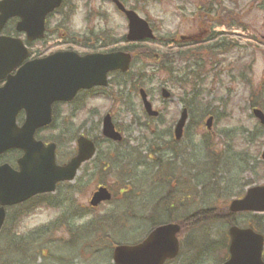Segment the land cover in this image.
Returning <instances> with one entry per match:
<instances>
[{
    "label": "rangeland",
    "instance_id": "1",
    "mask_svg": "<svg viewBox=\"0 0 264 264\" xmlns=\"http://www.w3.org/2000/svg\"><path fill=\"white\" fill-rule=\"evenodd\" d=\"M219 1L222 10H220L218 18H222V14L227 15L228 18H222L224 23H229L232 19L234 20L233 25L239 27L233 26L229 29L227 26L215 27L213 24L204 26L202 23L200 28L199 21L195 18L197 14L195 10L199 6L197 0H127V8H133L141 18L146 19L160 40L165 36L177 38V40L181 38L183 41L198 37L204 40L205 34L208 35L209 32L223 33L220 38L224 39L232 51L221 55L220 59L218 57V60H222L218 64V69L223 72L224 77L218 84H216V80L210 82V84L212 83L209 87L211 90L204 96L203 102L210 106L209 112L212 113L210 115L213 117L211 130L207 131L204 126L208 116H200L194 113L187 122L182 141L174 147L177 156L175 157L168 150L173 144L171 142L173 140L172 132L182 109V104L177 97H170L167 100L161 98V88L165 87L170 93L172 92L161 74L155 75L144 88L153 108L162 115L160 122L149 123L148 130L143 121L141 102L136 96L129 98L126 105L114 102L110 96L105 98L96 96L85 102L79 99L71 106L59 105L56 109L53 129L44 131L40 135L46 140H56L57 137L60 141L62 140V144L58 147L62 161L68 155L71 154L72 156L75 149L73 139L77 138L79 134L97 140L102 138L101 120L107 113L111 115L113 122L118 125L125 141H127L125 147H116L115 151L108 150L103 143L100 144L99 155L101 160L103 155L105 158L110 152L111 154L117 152L119 159L114 161L115 164L113 163L114 159H108L115 165L113 169H104V167L100 168V165L88 164L86 169L83 168L78 172L77 180L83 170L85 174H82L80 179L73 184L77 186V190L80 185H86L80 189L81 191L79 190L78 195L74 198L77 208L71 204L68 208L69 213L88 206L90 196L99 182H104L111 187L115 195L114 201L110 205H102L96 211L88 212L85 217L70 223L72 232L80 235L74 236L72 242H69V234L64 233V231L67 232L63 228L65 226H61V232L52 230L49 233L45 230V227H53L59 210L46 209L45 207L37 208L35 213L18 222L17 234L23 239L26 238L24 242L19 241L20 239L11 241L12 237L9 239L11 224L0 235V264H112V250L110 251L106 247L112 242L113 244L119 242L128 244L142 240L151 228L146 217L150 215L152 209L158 208L166 214V209L163 208L164 202H160V205L156 203L163 197L173 203V206L170 204L172 206H170V210L176 220L194 214L197 210L211 208V206H214L212 212L219 215L213 221L204 222L200 225L197 222L193 227L188 226L183 229L179 238L185 240L183 246L185 254L173 264H218L221 259L223 260L224 235H226L227 230L224 222L220 220V214H223L226 203L223 198L226 194L224 190L228 195L243 194L248 189L250 182H252L251 186L264 184L263 172L261 174L258 172L256 176H238L235 172L236 179L243 180L241 182L243 186L237 188L226 185L227 187H225L230 177L227 172V163L230 160H228V155L224 156L225 136L240 126L251 129V131L257 126L250 116L247 91L243 86L244 83L241 85L236 77L235 72L237 71H231L235 74L234 78L226 77V75L232 68L229 62L234 63L236 55L240 54L248 56L246 60L250 64V69L244 72L245 75L243 74L244 80L248 81L253 89H256V86L264 80V11L261 10V8L264 9V0ZM65 10L67 14H70L67 16V22L64 20V24H62L59 15L53 16L49 21V37L42 43L34 44L31 48L33 53L44 56L52 52L69 49L84 54L90 52L91 45L89 42L80 45L79 41H82V37H88L93 43V37L90 35L93 33L102 35L104 42L114 43L116 46L124 45L122 38L126 34L127 23L123 15L117 13L109 0H67ZM70 10L74 11L70 12ZM68 33H73L79 38L78 43L72 42L67 36ZM220 38L218 37L219 40ZM140 50L137 52L140 53ZM142 62L138 58L135 68L141 67ZM143 63L146 65V62ZM179 65L184 64L180 63L179 59L174 60V66ZM237 67H239L240 72L241 66ZM72 109H74L73 113H71ZM156 127L157 129L153 132L152 129ZM62 132H64L63 135ZM233 135L235 136L236 133L233 132ZM259 146L258 149L250 148L249 150L257 164L264 150V146ZM155 149H159V153L151 152ZM121 154L125 155L126 158H120L123 156ZM217 156H219L221 164L215 165L218 177L216 185H208L207 189L204 190L202 187L204 176H200L204 175L202 168H205L204 166L209 168L210 164H207V158ZM156 159L158 162L155 161ZM159 163H162V169H160ZM196 175L199 176L196 177ZM125 178L126 180L129 179L130 191L128 194L119 195L120 182L125 183L119 180ZM207 180L208 178L205 179L206 185L209 183ZM167 181L173 186H168ZM210 181H212L211 183L215 182L212 178ZM170 188L173 189V193L169 195ZM62 194L67 195L68 190L64 188ZM53 199L54 203H58V199ZM17 212V210L11 211L10 214L16 216ZM60 215L62 216V210ZM98 216L105 221L102 225L98 221L97 226H102L105 231L92 234L88 239H82V235L89 233L91 228L96 227V224L92 222L87 224L88 220ZM163 220V215H160L159 221ZM109 221L115 223V225L110 226L112 229H107ZM105 227L109 230L108 232ZM36 229H40L37 235L34 234ZM41 231H43L42 234ZM114 231L116 233L120 231L122 234L115 235ZM4 235L7 237H3ZM34 235L35 240L31 243L29 250L28 239ZM16 237L18 238L17 235ZM76 237H80L86 242L82 243L81 240L77 242ZM188 241L194 245V252L192 253L190 250L192 248L191 242ZM199 247L200 250L206 247L211 258L193 261V253ZM99 248L104 251L100 250V255L95 257L94 255L98 253ZM40 250L43 251V256L40 255Z\"/></svg>",
    "mask_w": 264,
    "mask_h": 264
},
{
    "label": "water",
    "instance_id": "2",
    "mask_svg": "<svg viewBox=\"0 0 264 264\" xmlns=\"http://www.w3.org/2000/svg\"><path fill=\"white\" fill-rule=\"evenodd\" d=\"M61 0H4L0 3V30L12 16L21 18L20 31L27 34L28 40L41 38L43 20L47 13L58 7ZM128 22L126 41L140 42L153 40L154 36L147 22L133 11L126 10L117 0H112ZM27 58V52L19 40L0 38V80L6 79L0 88V153L7 148H18L24 152L19 161V172L0 168V204L13 205L38 193L52 192L56 183L70 182L78 168L94 154L91 141L80 137L77 140V154L68 164L57 167L54 162V145L44 148L34 141L38 128L47 126L51 121V106L55 102L71 101L79 90L105 87L107 75L129 70L131 56L124 52L90 54L80 57L74 53H56L44 59L25 63L16 74H8ZM140 98L145 113L157 117L152 110L144 91ZM161 96L169 98L162 89ZM25 112V122L21 128L15 126L19 111ZM253 116L264 126V114L257 109ZM187 119L182 110L174 130L176 140L182 135ZM212 118L206 122L211 128ZM102 135L115 142L121 136L115 132L109 115L103 118ZM264 159V153H263ZM111 198L107 189L98 188L91 197L90 206L96 207ZM229 211L264 213V186L249 189L241 200L233 201ZM4 219L0 209V227ZM180 228L169 224L153 230L147 238L136 246H119L113 250L114 264H164L178 253L176 234ZM229 259L223 264H264L262 261L263 238L251 230L231 227L229 230Z\"/></svg>",
    "mask_w": 264,
    "mask_h": 264
},
{
    "label": "trees",
    "instance_id": "3",
    "mask_svg": "<svg viewBox=\"0 0 264 264\" xmlns=\"http://www.w3.org/2000/svg\"><path fill=\"white\" fill-rule=\"evenodd\" d=\"M121 1L124 4L127 3V0ZM197 2L199 3V6L196 8V12L199 15L200 26H202V23L204 26L208 24L210 25L215 22L214 20L219 19L218 16L220 15V10H222L219 0H197ZM221 17L224 19L228 18L227 15L224 14H222ZM217 23L220 24V21ZM95 38L97 44H100L98 48L102 50H107L114 46V43H105L103 41L104 39L102 35H98ZM205 38L206 39L201 42L190 41L189 43L178 45L173 37H164L163 40L156 39L155 41L156 43L161 44L160 47L153 45L155 42H152L151 45L131 44L123 47V50L129 51L132 54L133 59L131 68L132 70H135L132 71L134 73H131L130 71L124 75L118 73L112 75L109 88L114 101L118 102L120 105H126V101H129V98H132V96H136L139 89L145 88L147 84L152 81L155 75L161 74L164 76L165 82L172 90L173 95L178 98L179 102L188 110L190 115L194 113H197L200 116L212 114L209 112L210 106L203 103L204 96L210 92L211 88L209 87H211L212 83L210 84V82L212 80H216V84H218V82L224 77L223 72L218 69V64L222 61L218 60V57L220 59L221 55L229 53L231 49L223 38L219 40L218 37L214 35V33L209 32ZM171 44L173 45L170 47ZM139 49H141L140 53L137 52ZM138 58H140L143 62H146V65L142 62L141 67L135 68ZM178 59L180 60V63H183L184 65L174 66V60ZM237 66H241L240 72L239 67ZM249 68L250 65L246 62V60L241 57H236V60L234 61V64H232V68L228 71L226 77L234 78L235 74H237L236 77L239 79L240 84L242 85V83H244L243 86L246 88L249 107H258L264 111V82L259 84L256 89H253L249 82L244 80V75L246 74L244 72H246ZM232 70H236L237 72L234 74L231 72ZM233 132L236 133L235 136L233 135ZM224 145V156L228 155V160H230V162L227 163V172L230 173L228 174L230 178L233 179V176L235 175L231 173L233 170L238 176H242L243 174H248L251 176L257 174V172L264 173V163L259 161L257 164L256 159L249 157L250 148L258 149V145H260L259 147L264 146V128L257 125L256 128L251 131V129L249 130L242 126L237 127L231 131V134L225 136ZM219 156L212 157V160L207 162V164H210L209 168H206V166H204L205 168H202L204 175L200 176H204V179L202 180V187H204V190L207 189L206 187L208 185H216V179L218 177L215 171V165H217V163L221 164ZM106 157L102 158L101 160V157L98 156L93 164L96 166L100 165V168L104 167V169H107L108 166L110 167V165L111 167L115 166L113 163L115 164L114 161L118 160L119 158L113 154H109ZM110 158L114 159L113 163L108 160ZM198 176L199 175H196V177ZM206 178H208L207 181L209 182L207 185L205 184ZM211 178L215 180L214 183H211ZM229 182L235 183L230 179ZM99 183L103 184L104 182ZM251 183L252 182L249 184ZM227 184L228 181L226 182V185ZM81 186L84 185H80L78 187L79 190L81 189ZM62 187L70 192L69 196L65 195L66 203H62V226H65L63 227L64 230L69 233L70 237L74 238V236L79 235H76L74 232H72L70 223H72L74 220L85 217L88 212H91V210L89 208L83 207L76 209L77 206L73 201V194L77 192L76 185H64ZM69 203H74L76 207V210L72 213H69L68 210L71 205ZM218 216L219 215L217 213H214L210 210H202L196 212L183 221H179V224L184 229L188 226L193 227L197 224V222H199L198 225H200L204 222L206 223L213 221L214 219L218 218ZM248 219L247 221H242V223L249 224L251 227L264 235V215L252 216ZM60 220L61 219H59V221ZM220 220L229 224H237V219L235 216L229 214L225 208L223 214H220ZM98 221L102 225L104 224L105 220H102L100 216L88 220L87 224L92 222L93 224H96V227L91 228L89 233L84 235V239H87L90 235L97 232L105 231L102 226H97ZM166 222L175 221L170 218V216H167ZM150 223L152 226L157 225L156 220H151ZM113 225H115V223L109 221V224H107V229H112L110 226ZM107 229L106 231L108 232L109 230ZM98 251H100V248Z\"/></svg>",
    "mask_w": 264,
    "mask_h": 264
},
{
    "label": "flooded vegetation",
    "instance_id": "4",
    "mask_svg": "<svg viewBox=\"0 0 264 264\" xmlns=\"http://www.w3.org/2000/svg\"><path fill=\"white\" fill-rule=\"evenodd\" d=\"M59 15L60 16V20H61V23L64 24V20L65 22H67V16H69L70 14H67L66 10H63L62 11V5H61V8L58 12V14H52V15H49L46 20H45V26H44V39L48 38L49 37V32H50V29H49V21L50 19L53 17V16H57ZM18 22H19V18L17 17H13L11 19H9L6 23V25L4 26L2 32L0 33L1 36H7V37H16V38H19L21 37L22 39L25 38V35L24 34H19L17 33V25H18ZM62 29V27H61ZM54 36V34H51ZM62 36V32L59 34V37ZM61 38V37H60ZM24 45L31 50V46H33L34 44L36 43H42L40 41H36V42H33V43H28V42H23ZM30 47V48H29ZM30 52V51H29ZM39 54V53H38ZM30 55L32 58H35V53H33V50H31L30 52ZM13 74V73H12ZM2 85V82L0 83V86ZM55 107L53 108V120L55 122V119H56V111H54ZM21 115H19V120L21 118ZM49 129L46 128V129H43V130H40L41 133L44 132V131H47ZM47 143V142H46ZM57 145H56V149H57ZM57 151L55 150V153ZM22 156V152L20 150H17V149H10V150H6L5 152H3L2 154H0V166H3V165H7L9 166L14 172H18V160L21 158ZM58 163V162H57ZM59 165H62V163H58ZM17 207H12V208H6L5 209V212H6V218H7V214L9 212V210H12V209H16Z\"/></svg>",
    "mask_w": 264,
    "mask_h": 264
}]
</instances>
